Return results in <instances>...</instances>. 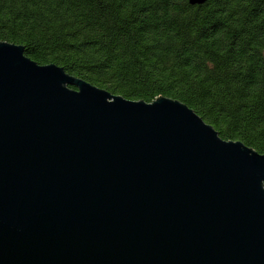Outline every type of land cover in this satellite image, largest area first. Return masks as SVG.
Returning a JSON list of instances; mask_svg holds the SVG:
<instances>
[{"label":"water","instance_id":"water-1","mask_svg":"<svg viewBox=\"0 0 264 264\" xmlns=\"http://www.w3.org/2000/svg\"><path fill=\"white\" fill-rule=\"evenodd\" d=\"M0 264H264V155L0 43Z\"/></svg>","mask_w":264,"mask_h":264},{"label":"trees","instance_id":"trees-1","mask_svg":"<svg viewBox=\"0 0 264 264\" xmlns=\"http://www.w3.org/2000/svg\"><path fill=\"white\" fill-rule=\"evenodd\" d=\"M0 43L112 96L179 101L264 155V0H0Z\"/></svg>","mask_w":264,"mask_h":264}]
</instances>
